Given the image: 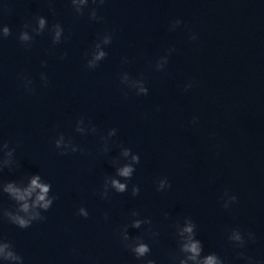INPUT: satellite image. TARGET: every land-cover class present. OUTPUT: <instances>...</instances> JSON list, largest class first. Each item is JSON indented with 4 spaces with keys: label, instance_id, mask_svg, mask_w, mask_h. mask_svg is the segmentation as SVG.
<instances>
[{
    "label": "clouds",
    "instance_id": "obj_1",
    "mask_svg": "<svg viewBox=\"0 0 264 264\" xmlns=\"http://www.w3.org/2000/svg\"><path fill=\"white\" fill-rule=\"evenodd\" d=\"M52 0H49L51 4ZM73 11L77 16H83L85 9H88V18L90 21L100 23L103 21V16L98 15V8L105 3V0H91L92 7L89 9L90 0H69ZM50 11L54 9L50 8ZM183 23L180 19H175L170 23L169 30L174 31ZM29 29L31 31H29ZM51 33L52 44L57 45L62 40H67L69 37L64 36V29L60 23H55L48 27L47 19L44 16L35 17V25L30 23H24L22 30L19 32L18 40L28 50L31 49L35 36L43 34L45 31ZM12 35V31L9 26L4 25L0 27V39H6ZM112 33L105 32L99 35L97 40L94 41L91 49L84 53L86 60V68L88 70H95L101 61H103L108 53L105 48L112 43ZM190 40H196L197 36L192 33L189 36ZM175 51L174 47H169L166 53L160 56L153 65L155 71L161 72L166 69L169 63V57L172 52ZM67 56L65 52L59 59L63 60ZM122 63H128L127 58L122 59ZM42 67H47L46 61H41ZM40 81L44 87L49 84V79L46 73L41 72L39 74ZM18 80L23 82V87L29 94H35L36 88L33 86V81L24 73H20L17 76ZM119 82L121 87L122 96L126 99L129 92L134 93L136 96H147L149 89L146 86V80L143 73L138 74L137 77L131 76L128 72H122L119 74ZM195 84V81H189L183 85V91H189ZM199 118L193 117L190 124H198ZM74 131L80 135L97 134V127L92 124L85 116H80L75 121ZM117 135L116 128H110L106 135L101 134L99 139L103 142L102 152L107 153L109 151V142L116 144L112 139ZM54 148L61 156L69 155L70 153L80 152L84 154L85 150L79 145L73 142L71 136L65 137L63 132L57 133L53 140ZM120 149L119 157L113 158L111 163L115 168V175L105 176L102 186V191L98 194L101 199L109 200L110 190H114L116 193H125L128 191V183L132 179L134 172L136 171V165L140 163V155L134 153L131 148L125 147L121 142L117 145ZM15 148H11L7 141H0V172L3 169H13L15 164L14 160ZM121 159L125 161L121 163ZM123 181V182H122ZM156 191L163 192L172 187L170 181L166 176L159 177L155 180ZM51 184L45 181L40 174H31L20 181H4L0 178V193L6 194L11 201L14 202V208H4L0 206V222L7 221L10 224L17 226L20 229H27L32 226L34 222H42L47 219L43 213L47 212L53 205L54 201L58 199L55 195H50ZM140 188L138 185H133L131 188V195L133 197L139 195ZM225 209H229L232 204L237 202V196L230 194L228 190H225L221 197ZM76 215L88 218V210L81 206L77 209ZM167 215V214H165ZM132 217H138L139 213L135 210L131 212ZM104 219H108L107 213L104 215ZM152 221L148 218L145 219H132L130 226L132 228L139 229L143 224L151 225ZM176 236L178 252L173 255V260L178 261V264H226L216 253L204 254L202 242L196 238L197 225L191 219V217H184L183 223L177 222ZM129 225L125 224L123 227L116 230L123 246L131 251L134 256L140 260L146 257L151 248L144 242L140 236L130 237L128 232ZM153 236L157 233L153 232ZM227 239L235 247L243 249L249 241L255 242V234L253 232H242L239 228H232L228 231ZM239 258L245 261V264H261L252 256L246 255L244 252L238 253ZM0 264H24V258L15 250L14 244L0 237ZM144 264H156L155 260L148 259Z\"/></svg>",
    "mask_w": 264,
    "mask_h": 264
}]
</instances>
